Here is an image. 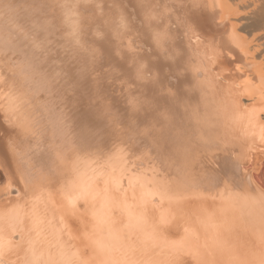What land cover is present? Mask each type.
<instances>
[{"label": "bare ground", "instance_id": "obj_1", "mask_svg": "<svg viewBox=\"0 0 264 264\" xmlns=\"http://www.w3.org/2000/svg\"><path fill=\"white\" fill-rule=\"evenodd\" d=\"M112 4L59 0L44 12V21L38 20L46 36L34 40L35 69L47 78L49 85L41 87L46 92L38 91L34 84L40 83L34 80V88L29 85L30 74L37 71L23 66L19 47L0 37V174L6 177L0 199V264H264L263 178H257L262 188L241 185L243 192L254 195L246 193L252 197L247 205L238 191L200 189L199 176L192 177L181 166L183 156L192 151L175 152L170 145L165 154L159 136L122 126L117 131L113 124L95 130L112 113L104 117L108 104L89 60L98 58V52L108 62L115 58L123 78L136 86L131 93L145 105V118L158 105L156 97L170 109L186 105L191 111L202 105L192 118L205 125L216 123L217 107L222 133L229 132L247 162L259 167L264 158V0H129L139 26L128 11L113 12ZM171 77H176L177 89L167 93ZM63 78L74 87L67 100L54 86ZM42 93L54 94L52 101L46 98L54 112ZM64 105L89 106L81 115L65 106L66 112L77 114L72 116L75 121L71 118L75 125L66 124L82 129L83 135H77L75 128L79 137L71 140L84 152L56 161L57 153L45 148L54 133L44 126L49 109L55 114ZM63 113L65 118L70 115ZM56 115L57 120L62 117ZM154 120L164 121L158 116ZM40 128L49 135L39 133ZM192 150L193 158L199 156L200 149ZM152 156L157 157L154 165ZM48 157L55 166L52 173L45 169ZM250 214L255 220L250 221Z\"/></svg>", "mask_w": 264, "mask_h": 264}, {"label": "rangeland", "instance_id": "obj_2", "mask_svg": "<svg viewBox=\"0 0 264 264\" xmlns=\"http://www.w3.org/2000/svg\"><path fill=\"white\" fill-rule=\"evenodd\" d=\"M52 1H54V2H52ZM51 2H52V4H51ZM113 2L115 3V5L113 6V4H112L113 7H111V9H112L113 12H115V13L117 12L119 14V13L122 12V10L123 11H128L130 17L132 19L134 18L133 21H135V22H133V24L135 25V23H136V25L139 26V21H140L139 18H137L136 16L134 17V15L131 16V12H130L131 9H129V5H130L129 4V0H112V3ZM58 3H59V0H43V1L42 0L41 1L40 0L39 1L38 0H33V1H29V0H27V1L26 0H0V37L2 39H4V40H7L6 43L13 44L14 46H16V50L19 47V49L17 51L23 57L22 60H25L22 63L23 66L25 65L26 67L31 68V70H32L31 72H33L35 70L37 71V73H31L33 75L35 74L34 77L30 73H28V74H30V77H29V80L31 81V82H29L30 83L29 84L30 86L33 87V85H31V83L33 82V80H34V83H35V81L37 83H40L41 86L40 85L37 86V85H35L33 83L34 86L36 87V89L38 91H40L44 86L46 87L49 84L46 81L47 80L46 76H44V74L41 72V70L35 69V66H36L35 64L37 63V60H38V56H37L38 53L35 52V50H34V40H35L36 37L40 39V37H38V36H41V37H45L46 36L44 30H41L42 29L41 25H43V24L42 23L40 24V22H42V21L45 20V18H42V17H44L47 14L49 7L51 5H56ZM81 7L84 10H88V11L91 10L90 9V6L88 7V5H84V6H81ZM156 7L159 8V5L156 4ZM46 8H47V10H46ZM87 15H88V12H87ZM39 19H41L42 21L40 20L38 22ZM140 24H142V23L140 22ZM8 29L10 31H8ZM35 29H36V31H35ZM39 32H40V34H39ZM13 34L16 37L15 36H12ZM51 34L54 35L55 32H52ZM14 38H17V39H14ZM19 38H21V39H19ZM48 43H50V40L48 41ZM48 48H50L52 50L53 45H48ZM25 53H26V55H25ZM97 54H100V55H97ZM91 55H92V52H91ZM96 55L98 56V58H101V59H98V58H96V59L95 58L94 59H90L91 57L89 58V60H91L90 62H92V61L94 62V64H93V62L91 63L93 65L92 68H94L93 71H92V75H93L94 78H97V82H98L97 89H99L98 91L102 93V96L105 98L106 103L109 105V107L111 105H113V107L111 106L110 108L107 105V106H105L106 109L103 110L104 111V117L105 116H108L110 113H112V114L109 115V117H110V119L112 118L111 121L113 123L110 121L109 118H108V122L107 121H103V122L99 121V122H101V125L96 124L98 126V128H97V126H95V130L96 129H101V127L104 126L103 124H105V126L108 125L109 127H110L111 124H113V126H115L114 128L117 131L118 130H121L122 127H124L126 129H136L140 133L143 132V134H145V135L147 134V136H150V137H153V138H155V136H159L162 139V141H161L162 142V146H159V147H160V149L163 150V153H165V154L168 153V150L171 148L170 145L173 146V149H174L175 152H178L179 149L181 150L180 152H186V153L188 151H192V153H189V152L187 153V154H190V155H188V157L186 156L187 158L185 157V155L183 156V158H182L183 163H182L181 166L183 167V171L188 170L189 172H192V173H190V175L192 177H195V176L198 177L199 176L198 177L199 183H197V184L199 186L203 187V188L200 187V189H204V190L207 189V191H211L212 192L214 190L215 191H218V190L221 189L220 187H222L221 190L222 191L225 190L224 193H226V191H229V189H230V191H238L240 193V197L241 196L242 197L244 196L242 199L245 200V202H246L247 205H248V202L250 200H252V197L254 198V195H252L251 193H248V192H243L242 189H241V185L243 183H245L248 186H251L252 188L255 187L254 189H257L256 187H260V188L264 187L263 186L264 185V183H263L264 182L263 181L264 180V160H263L264 158L261 160L263 163L260 162V164H262V165H259V167H256V168H254V165H252L253 164V163H251L252 161H250V162L248 161L247 162V157L245 158V156L242 154V151H240L241 150L240 147H237V146H239V143L238 142H236V143L235 142H232V140L229 138L230 137V135H229L230 133L228 131H227L228 133H226V132L222 133L225 130V128H223L224 126H222L223 118L220 116V114L218 115V108L217 107L216 108L213 107L215 109V111H217L216 113H217V116H218V118L215 120L216 123L215 124H212V125H205L204 122H202L204 124V125H202V123H199V122L196 121V119H193L192 118L193 115H194V113L198 109H202L203 110V108H202L203 106L202 105H198V107L195 105V108L196 109H193L192 108L191 111L189 110V107L186 106V105H183V108L182 109L179 108V107H175V106H173V107H175L174 109H170L167 106H165L164 104H161L160 103V102L163 101V99L161 100V98H157L156 97V100H158L160 104L158 103V105L153 106L152 107V110L154 112H152L151 116H148V118H145L147 116L146 115L147 113L144 111V106L145 105H143L142 103L139 104V102H138L139 101L138 94L133 95L131 93L132 88H135L136 86L132 85V82L130 81L131 80L130 78H129L130 80L128 78H123V73L120 72V70H118L119 69L118 67H116V64H115V61L116 60H114L115 58L112 57V59L108 62V60L106 59L107 56L106 57L104 55L101 56L102 54L100 52L96 53ZM104 64H106V65H104ZM29 65H31V66H29ZM107 66H109V67L107 68ZM103 67H105V68H103ZM28 74H27V76H28ZM31 76L33 78H31ZM38 76H40V77H38ZM44 77L46 78V80H45ZM175 78L176 77H171L170 78V80L168 82V85H169L168 89H166L167 87H165V90H166L167 93H172L174 90L177 89L176 88L177 84H176ZM122 80H124L125 82H122ZM101 85H102V87H101ZM54 86L57 87V88H61L62 89L61 92H62L63 98L65 100H67V97L68 98L71 97V96L73 97V94H74L73 83H71V82L68 83L67 80H65V78H63V79L59 80L58 82H56L54 84ZM39 88H41V89L39 90ZM44 89H42L41 92H46L45 90H47V88L45 90ZM104 90H105V92H104ZM198 91L201 93L200 88H198ZM199 92L196 91V95ZM39 94H41V93L39 92ZM42 96H43L42 99L44 100L45 105L46 106L48 105V107H49L50 104L47 102L48 99L46 100V98H47V96H50L49 98L52 101L53 98H54V94L53 95H51V94L50 95H47L46 93H42ZM44 96H46V97H44ZM111 96H112V98H111ZM134 98H135V100L138 99V101L137 100L134 101ZM116 102L119 103V104H117ZM152 105H154V104H152ZM65 106H68V108L66 107V109L69 110L68 112H72L70 110H74V109L76 110L77 109V112L76 111H73V112L74 113H79V115H81V113L84 114V112L86 113V111L89 108V106H88V108H86L87 105H86V107H85V105L84 106L83 105H81V106L78 105L76 107L74 106V108L71 107L70 105H64V107H63L64 109L62 108V110H65ZM134 106H135V108H134ZM69 107H71L73 109H69ZM204 107H207V105L204 106ZM50 108H51V105H50ZM84 108H86V109H84ZM186 108H188V109H186ZM53 109L54 108H51L52 111L49 109V111H51L50 113L54 112L55 109L54 110ZM57 109H58V111H57ZM59 109L60 108H56L55 114L59 113V115L62 116V117H60L58 120H63L64 123L63 122L60 123V121L58 122L57 118H55V117H58V115L55 116L54 113L53 114H50L49 111H48L46 114L50 115L52 119H53V117L55 119L54 120H52V119L50 120V118H49L50 116L47 115L48 122H46V123H48V124H46V125L47 126L49 125V127H47V126L45 127L44 126V128H47V130L50 131L49 134L54 133V134H51L50 135V136H52L51 137V141L48 142V144L45 146V148L48 146V149H47V150H49L48 152L51 151L52 154L54 152L57 153V154H53V155L56 156V157L59 156L58 158L52 157L53 159L56 158L57 160L54 159L56 161H58V159L61 160L62 157H63L62 158L63 160L65 158L67 159L69 155H71V154L73 155V152L79 151L77 148L81 147L80 146L81 144L79 146H78V144L75 145L74 142H73L75 140H73V139H76V135H74L75 128L77 129L76 131H78L77 132V135L80 132V130H82L81 128H79V125L77 126L78 128L77 127H74L73 128L74 130L71 129L72 128V125L74 124V123L71 122L72 119H73L72 116L74 117L77 114H74L73 113L74 114L73 115L71 113L66 112V110H65V113H63L64 111H62L60 109V111L64 115L66 113H68V115L70 114L69 117H67L68 118L67 119V118H65L66 115L64 117H63V115H61L62 113L59 111ZM80 110L81 111H84V112H81ZM128 110L131 113V115L130 116L123 115L124 113H128ZM133 110L136 113H134ZM105 111H107V113ZM114 112H116V114ZM117 113L119 115H122V116H120L121 119L119 118V116L117 117V115H118ZM46 114H45V116H46ZM52 115H54V116H52ZM157 116H158L159 119H164V121L154 120V119H156ZM220 117L222 118V120H221ZM64 118L67 119V120H65ZM55 120L59 123L58 124V127H59V125L61 127V124L63 125L61 128H58L57 127V131H56V129H54V127H56L55 126L56 125ZM49 121H50V124L52 123L53 126L52 125L50 126ZM66 121H68V122L70 121L69 123H72V125H69L68 123L66 124ZM126 121H127V123H126ZM157 122H161V123L160 124L159 123L158 124H154V123H157ZM64 124H66V126ZM161 124H163V125H161ZM38 125L40 126V124H38ZM39 126H37V128ZM113 126L111 125V127H113ZM163 126L165 127V129H163L164 131H160V130H162V127ZM50 127H53V129L50 128ZM221 127H222V130H221ZM44 128H43V130H44ZM63 129H64L63 132H65L64 134L62 133V130ZM69 129L70 130H73V132L72 131L70 132ZM144 129H145V131H144ZM43 130L41 129L38 132L40 133V131H41V133H43L42 132ZM47 130H44V132L46 131L45 133H47ZM53 130H55V132ZM220 130H221V132H220ZM167 131H168V135H165ZM214 132L216 133V135H215ZM219 132L221 133L220 135H219ZM57 133H59V134H57ZM60 133H62V134H60ZM69 133L70 134L73 133L72 135H74L75 137L73 138V136L72 137H71V135L69 136ZM80 133H82L81 135H83V132H80ZM84 133H86L87 135L88 134H93V133H90V132H84ZM160 133H162V134H160ZM43 135L44 134H42L40 136V134H39V136L42 137V138H43ZM64 135H66L65 136V139L62 140L61 138L64 137ZM50 136L48 137V140H49ZM54 136H56L57 138L59 137V140H62V141L61 142L60 141L57 142V138L54 139ZM46 137L47 136H45L43 139H46ZM78 137L79 136H77V139H78ZM42 138H41V140H42ZM66 138H68L69 140L66 139ZM71 138H72L73 141L71 140ZM217 138H219V139H217ZM226 138L228 140H226ZM77 139H76V142H77ZM204 139H206V142L203 144L202 140H204ZM220 139H221L222 142L220 141ZM37 140H39L40 142L43 141V140L41 141L39 137H38ZM39 141H37V142H39ZM53 141H54V144L56 146H54ZM67 141H69V142L71 141L72 143L71 142L68 143ZM40 142H39V144H40ZM44 142H47V140L44 141ZM57 143L58 144L61 143V145L60 144L58 145V146H61L60 147V150H58L59 148L57 147ZM191 143H192V145H191ZM63 144H65V145L62 146ZM90 144L92 145V143H90ZM222 144H223V147H222ZM62 147L63 148L66 147L63 150L67 151V153L64 152V154H67V155H64L63 154V151L61 149ZM74 147H77V148H74ZM189 147H191L192 149L193 148L194 149H198V150L200 149L201 152L199 153V156H198V154H194V156H196V157L193 158V151L194 150L190 149ZM54 148H55V151H54ZM235 150H236V153L237 154H235ZM48 152H47V156H49L51 154L50 153L48 155ZM79 152H84V150L79 151ZM194 153H197V152L195 151ZM53 155H50L49 157L51 158V156H53ZM239 156H242V157H239ZM49 157L47 158V161L48 162L49 161H52L51 159H49ZM153 157L154 156H152L151 158H153ZM153 159H151L152 162L150 160L151 165L152 164L154 165L156 163L155 161L157 160V157L156 158L154 157ZM240 159L242 161H240ZM244 159H245V161H243ZM240 162L242 163L243 166L245 165L244 167L246 169L243 166H241V163ZM50 163H53V162H49V163L46 162V168L45 169H46V171H50L49 173H52L51 171H53V169H52V165L53 164H50ZM247 163H248V165L250 164L252 167L249 165V167L247 169V165H246ZM54 164H56V163H54ZM199 165H200V167H199ZM189 166L191 168L190 170H189ZM47 167L49 168L48 170H47ZM241 167L244 168L245 170L244 169L242 170ZM50 168L52 170H50ZM53 168L55 169V166L54 165H53ZM0 175H2V174H0ZM197 177H196V179H197ZM250 177H253V178H250ZM257 178L258 179L260 178L259 180L262 179L261 180V183L262 184L259 183L260 185H262V187L258 184V179ZM251 179H252V182H251ZM201 181H203V182H201ZM256 181H257V183H256ZM5 182H6V177L3 174L2 176H0V188H1L0 189V199L2 198V194L3 193H2L1 190L4 187ZM195 188H198V186L195 187ZM263 190H264V188H263ZM246 193L248 195L252 196V197H249ZM247 197H249V198H247ZM249 217L252 219L250 221H253L254 216L250 214ZM252 223H254V226L253 227H255L256 226L255 225V222H252ZM256 227H258V229H263V227L261 228L260 226H256Z\"/></svg>", "mask_w": 264, "mask_h": 264}]
</instances>
